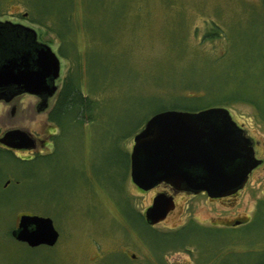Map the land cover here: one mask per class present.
Here are the masks:
<instances>
[{
	"label": "rangeland",
	"instance_id": "obj_1",
	"mask_svg": "<svg viewBox=\"0 0 264 264\" xmlns=\"http://www.w3.org/2000/svg\"><path fill=\"white\" fill-rule=\"evenodd\" d=\"M30 8L46 9L44 27L24 17ZM0 21L33 29L51 48L59 59L57 90L77 60L79 87L96 102L92 121L64 127L53 153L24 160L25 152L7 158L1 151L0 264H160L150 248L156 236L139 219L154 191L141 193L131 182L129 155L146 120L180 96L215 87L223 89L213 97L232 102L235 88L257 94L258 112L245 102L226 109L259 141L263 151L256 156L264 160V0H0ZM34 103L25 97L13 117L1 103L0 132L18 126L41 137L44 117ZM185 200L178 198L176 211L156 229L175 227L188 214L203 227L255 218L264 200V164L237 197L212 204L194 198L187 210ZM22 214L50 218L56 243L32 248L13 240ZM249 223L186 230L178 239L187 243L165 250L160 261L178 253L182 264H260L264 209Z\"/></svg>",
	"mask_w": 264,
	"mask_h": 264
},
{
	"label": "water",
	"instance_id": "obj_2",
	"mask_svg": "<svg viewBox=\"0 0 264 264\" xmlns=\"http://www.w3.org/2000/svg\"><path fill=\"white\" fill-rule=\"evenodd\" d=\"M58 76V57L37 41L33 29L0 21V100L9 101L21 93L47 99L57 89ZM0 143L17 150L31 147L29 136L18 129L4 132ZM260 164L250 139L226 108L196 113L164 110L153 114L134 135L129 175L143 191L165 183L177 191L205 192L219 198L240 190ZM172 208L171 198L158 194L144 219L153 225ZM10 236L33 248L52 247L59 234L50 218L22 214Z\"/></svg>",
	"mask_w": 264,
	"mask_h": 264
},
{
	"label": "flooded vegetation",
	"instance_id": "obj_3",
	"mask_svg": "<svg viewBox=\"0 0 264 264\" xmlns=\"http://www.w3.org/2000/svg\"><path fill=\"white\" fill-rule=\"evenodd\" d=\"M55 86L58 88L56 83H55ZM57 92H58V90L56 89L55 93L51 97H48L47 99L41 98V97H38V96H35V95H32V94L21 93L19 95L14 96L9 101L0 100V104L2 103L5 107L7 106L9 108V113L13 117L15 115L16 109H18V105L23 101V99L25 97H29V98L34 99L35 100L34 106L32 105L33 110L38 115H43L44 119H43L42 125H44V127H45L44 128V132H43L41 137L40 136H36L32 132H30V131L26 130L25 128H22V127H18V126L11 127L10 126V127L5 128L4 130H2L0 132V137L6 131L18 129V130H21V131L25 132L29 136V138L31 139V147L29 149H26V150H17V149H13V148H7L3 144L0 143V150L8 152V153L25 152V153L28 154V156L24 160H32L33 158L37 157L36 156L37 153L41 154L43 152V155H46V154H49V153H53L54 148H55V144H56L55 140H57L56 138H59L58 134L62 130L59 125L49 121V114L51 113V111L53 110V107L55 105ZM236 124L244 131V135L247 138L250 139V141L252 143V148H253V151H254V156H255L256 159H260L261 160V164L258 165L257 167H255L249 173L247 181L244 184V186L240 190H238L236 193H234L233 195H229V196H226V197H219V198H211V197L207 196V194L205 192L192 193V192H188V191H177V190L173 189L170 185L165 184V183H160V184L156 185L155 187H153V188H151L149 190H146V191L140 190L134 185L136 187V189L138 191H140L141 193L154 191V195L152 196L151 202H150L151 204H152L153 198L156 195H158V194H164L167 197H170L171 200H172L173 208L171 210H169V212L166 214V216H165V218L163 220H161V221H159V222H157V223H155L153 225H149L145 221L144 212L151 204L148 205L145 208L144 212L141 214V218L139 217L141 222L144 225L148 226V228H150L152 234L156 236V239L154 240V244L150 248L153 250V252L156 255L153 258L157 259V255H158V259H159V263L160 264H163V262L160 261V258H161L160 256L162 255V253L165 250L177 249L179 246H181V244H182L181 242H184V241L186 242L187 241V240L178 239V237L181 234H184L186 232V230H187V232H189L191 230L198 231V229L199 230L203 229L204 231H208L210 233L211 231H217L218 232L221 229H223V227L224 228L227 227V228L237 229V228H242V227H244L247 224H250L249 222H251V221H253L255 219L254 217L253 218L248 217L245 220H242V219L233 220V221H231V223H229L227 225H225L223 222L221 224H219L218 222H214V223L210 222V224L208 226L203 227V226H201V224L195 218H191V215L188 214L187 221H184L183 223H181L179 225H176L175 227L164 228L166 230H158V229H156L159 225L165 223L169 219V217H171L172 214L176 211L177 199L178 198H180V197L187 198V200H185V202L187 203V207H185V210H187L188 206H191V199H194V198L202 197L206 201H208L209 203L212 204V203H217V202L221 203L222 200H224V199H231V198L237 197V195L247 185V183H248V181H249V179L251 177V174L256 169H258L259 167L263 166L264 160L262 158H259V157L256 156V152H259V150L263 151L262 147H261V144L259 143L258 140L253 139L248 134L247 130L244 129L243 124H238V123H236ZM47 146H49L50 149L44 151V148H46ZM7 183H9L8 180H7L6 184ZM259 204H260L259 209L261 208V210H262V208L264 206V200H261L258 203V205ZM257 209H258V207L255 208V210H257ZM215 219L217 220V217ZM136 235H137V238H138V242L140 244H143V242L145 243V240L143 239L142 236H140L137 233H136ZM167 241L171 242V243L168 244V243H166ZM179 255L180 254L176 253L175 254L176 258L174 257L173 259H171V261H169L167 259V257H164V262L166 261V264H182L180 259H179L180 258ZM188 263H190V262H188ZM262 264H264V263H262Z\"/></svg>",
	"mask_w": 264,
	"mask_h": 264
},
{
	"label": "trees",
	"instance_id": "obj_4",
	"mask_svg": "<svg viewBox=\"0 0 264 264\" xmlns=\"http://www.w3.org/2000/svg\"><path fill=\"white\" fill-rule=\"evenodd\" d=\"M26 14L27 15L24 17L26 19H29L30 23L38 25L40 27H44V21L48 20L47 18H45L47 15L45 8L44 10L39 9V8H30L29 12H27ZM45 28L48 31H52L56 33L53 26L51 27L48 26ZM58 37L61 39L60 36ZM59 53H61V56L66 58V56L64 55L63 52H61V50H59ZM74 61H75L74 71L68 72L67 75L63 78L60 88L57 92L55 105L53 107V110L49 114V121L59 125L62 131L64 130V127H66L68 124L92 121V112L96 108L95 100L91 99L88 94H85L83 91H81L79 87V84H78L79 77L77 75L78 70H79L78 62L77 60H74ZM202 89L204 90L202 95L180 96L179 98H177V102L172 104L170 108L163 109L161 111L175 110V111L184 112V113H196V112L208 109V108H214V107L226 108L229 104L235 103V102H245L247 104L252 105L257 112L260 110L259 108L260 102L259 100H256L258 98L257 94L252 93L250 89H249V92H247L246 90L245 92L240 93L236 91V88H235V92H233L234 94L236 93L235 99L237 101L235 102L226 100L227 97H218V96L217 98L213 97L216 94L221 96L222 89H223L222 87L210 88V90L207 88H202ZM200 102H203V103H200ZM1 151L2 150H0V158L2 157ZM2 152L7 154V156L5 157L11 158L8 156V155L11 156L10 153L5 152V151H2ZM25 178L26 177L24 176V179ZM14 183L18 184L16 180H14ZM10 184L11 182L8 184V186H10ZM4 205L5 204L0 203V210L3 209ZM263 209H264V206L262 208V211ZM262 211L259 210L260 215L258 214L259 217L257 215L255 219L261 217ZM262 263H264V261Z\"/></svg>",
	"mask_w": 264,
	"mask_h": 264
}]
</instances>
